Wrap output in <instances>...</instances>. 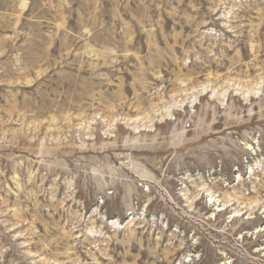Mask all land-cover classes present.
Segmentation results:
<instances>
[{
    "label": "rangeland",
    "instance_id": "1",
    "mask_svg": "<svg viewBox=\"0 0 264 264\" xmlns=\"http://www.w3.org/2000/svg\"><path fill=\"white\" fill-rule=\"evenodd\" d=\"M0 264H264V0H0Z\"/></svg>",
    "mask_w": 264,
    "mask_h": 264
}]
</instances>
